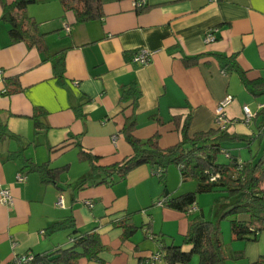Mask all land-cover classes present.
<instances>
[{"label": "crops", "instance_id": "1", "mask_svg": "<svg viewBox=\"0 0 264 264\" xmlns=\"http://www.w3.org/2000/svg\"><path fill=\"white\" fill-rule=\"evenodd\" d=\"M144 1L136 11L135 0H104L100 16L80 23L60 0L28 4L24 14L48 54L63 58L58 78L36 46L11 43L3 13L14 0H0V189L12 196L11 205L0 202V264L67 249L70 236L87 233L97 234L103 246L98 259L58 264H162L153 259L158 240L178 244L191 219L205 217L197 198L193 214L157 205L195 189V181L182 180L175 166L168 167L165 186L145 165L124 179L97 184L102 174L92 173V164L81 158L83 150L97 156L96 165L107 166L132 155L121 132L132 108L120 98L132 85L141 94L133 131L138 139L157 135L159 147L167 148L181 140L186 119L189 136L214 129L215 108L230 95L225 112L234 139L222 141V148L241 160L264 150V119L257 115L264 108V0ZM209 29L215 39L206 43ZM139 48L152 53L147 64L132 61ZM218 54L233 55L254 84L244 86L236 72L223 71ZM243 106L253 114L249 123L242 121ZM40 111L43 127L34 129L32 116ZM26 160L57 169L56 180L42 182L37 171L24 167ZM60 195L63 207L55 205ZM68 218L75 234L47 231ZM125 225L136 230L123 239ZM230 247L251 264L264 255V231L255 242ZM189 264H197V257Z\"/></svg>", "mask_w": 264, "mask_h": 264}, {"label": "trees", "instance_id": "2", "mask_svg": "<svg viewBox=\"0 0 264 264\" xmlns=\"http://www.w3.org/2000/svg\"><path fill=\"white\" fill-rule=\"evenodd\" d=\"M41 0H14L10 5L4 6L3 18L10 23L9 36L11 43L26 41L28 46L36 48L47 55L45 60L51 61L54 74L60 78L63 74V58L58 54H48L42 40V34L36 29L33 20L24 14L25 7L30 3ZM104 0H60L63 8L71 10L75 21L80 23L100 16V6ZM138 0H135L137 2ZM144 1V0H143ZM145 1L141 6L135 7L136 11L145 8ZM197 59V57L193 58ZM220 68L232 70L239 76L241 83L248 86L252 81L247 80L235 62L233 55H216ZM140 90L132 85L122 90L121 100L128 103L132 113L125 117L121 132L126 142L132 148V155L107 166L95 164L97 156L80 150L81 158L89 160L92 164V173H101L102 177L96 181L111 183L115 177L124 179L127 173L137 166L145 165L149 170L160 178L166 185V171L169 166L179 169L182 180L192 179L195 181V189L183 193L174 198L164 199L163 205L179 212L187 213L192 204L196 205L197 194L221 192L224 194L223 216H229V227L232 240L255 242L259 234L264 231V189L260 187L264 183V150L261 154H254L248 160H241L237 155L229 152L228 161L218 162V155L223 154L221 142L234 139L228 133V127L224 130L217 128L207 131L187 134L188 120L182 128V138L179 142L167 148H160L158 136L153 135L141 140L134 136L136 126L135 108L140 97ZM123 111V110H122ZM42 111L32 116L34 129H40L43 124L39 120ZM257 115L264 119V108ZM24 167L37 171L42 182H54L58 170L50 168L46 164L36 165L26 160ZM197 206V205H196ZM198 209V207H197ZM195 213V212H194ZM193 214V213H192ZM200 215L191 219L189 229L183 235L181 242L167 243L163 238L158 240V249L162 264H189L193 256L197 257V264H224L221 256V240L217 225L203 220ZM73 229L70 235L77 232L74 222L68 218L56 222L47 228L48 232ZM136 230L133 225H125L123 239H126ZM71 247L67 249H55L48 254H32V259L24 264H58L59 262L74 263L80 258L97 260V255L103 249L99 237L95 233H87L77 237L70 236ZM183 245H190L188 251L182 250ZM59 254V255H57ZM11 264V262L9 263ZM251 264H264V255L258 256Z\"/></svg>", "mask_w": 264, "mask_h": 264}, {"label": "built area", "instance_id": "3", "mask_svg": "<svg viewBox=\"0 0 264 264\" xmlns=\"http://www.w3.org/2000/svg\"><path fill=\"white\" fill-rule=\"evenodd\" d=\"M210 1H215V0H210ZM143 0H138L137 2H134L135 7L141 6L143 4ZM66 30H68V27H66ZM214 29H209L205 35H204V42H211L215 39V36L213 34ZM151 55L152 53L145 49V48H139L137 49L132 56V61L141 65L147 64L151 60ZM2 74V71L0 70V75ZM232 101V97L230 95L225 96L221 101L218 102L215 112H214V126L215 128L219 130H224L228 126H230L231 123H233V120H230L226 116L225 108L227 105ZM242 121L245 123H249L252 118L253 114L250 112L247 106L242 107ZM115 139V136H112V140ZM224 158L229 157V152L225 151L223 154ZM17 181H23L24 177L22 175H17L16 176ZM0 202L6 205H11L12 203V196L10 194V191L7 188H1L0 189ZM165 200L164 199H159L157 201V205L162 206L164 204ZM87 205L91 206V203L89 201L85 202ZM56 206L58 207H63V198L60 195L55 203ZM197 211V206L195 204H192L189 206L187 209L186 214H192ZM161 255L158 251H156L153 254V259L160 261ZM32 259L31 254H22L19 256H15L13 260L11 261V264H24Z\"/></svg>", "mask_w": 264, "mask_h": 264}, {"label": "rangeland", "instance_id": "4", "mask_svg": "<svg viewBox=\"0 0 264 264\" xmlns=\"http://www.w3.org/2000/svg\"><path fill=\"white\" fill-rule=\"evenodd\" d=\"M228 161L224 158L222 154L218 155V162L223 163ZM264 189V183L260 185ZM205 207V217L203 220L211 222L214 225H217L219 228V236L221 240V256L224 260V264H248L247 260L241 256H236L232 252L230 247L233 244V250L237 249V244H244V241L241 240H232L229 220V216H223V213L226 209L224 206V194L221 192H210V193H200L196 197ZM214 206V209H212ZM196 214L195 216H198ZM242 246V245H241Z\"/></svg>", "mask_w": 264, "mask_h": 264}]
</instances>
